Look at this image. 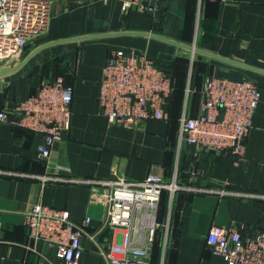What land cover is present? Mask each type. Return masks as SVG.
<instances>
[{
	"label": "crops",
	"instance_id": "crops-1",
	"mask_svg": "<svg viewBox=\"0 0 264 264\" xmlns=\"http://www.w3.org/2000/svg\"><path fill=\"white\" fill-rule=\"evenodd\" d=\"M157 11H124L120 0H58L48 31L30 42L22 56L0 65V264H65L54 247L30 238L25 216L35 204L66 209L71 221L91 223L82 239L78 264H110L112 248L122 245L120 229L105 223L107 199L92 195V185L124 176L140 181L156 174L183 187L167 210L160 202L158 228L133 214L132 247L149 248L151 264H227L213 255L207 237L213 225L238 227L244 236L264 230V0H146ZM197 47L194 53L188 47ZM134 48L174 71L178 90L170 119L148 120L136 129L110 125L98 101L100 80L110 53ZM195 65L193 93L184 87ZM207 77L252 79L261 93L246 141L245 158L178 143V117L185 108L201 113ZM203 78V83H202ZM63 79L74 87L70 130L48 160L39 158L40 135L14 126L19 103L43 84ZM197 91V94H194ZM185 92V90H184ZM58 176L69 182L43 183L33 176ZM203 189L214 193L200 192ZM219 191L226 192L222 195ZM170 219L165 239L163 225ZM131 257L130 252L119 254Z\"/></svg>",
	"mask_w": 264,
	"mask_h": 264
},
{
	"label": "built area",
	"instance_id": "built-area-1",
	"mask_svg": "<svg viewBox=\"0 0 264 264\" xmlns=\"http://www.w3.org/2000/svg\"><path fill=\"white\" fill-rule=\"evenodd\" d=\"M57 1L0 0V65L19 59L30 42L48 31ZM120 1L124 11H157L156 7L146 4V0ZM174 83L172 71L158 66L146 52L134 48L113 50L100 80L98 101L102 114L110 125L127 129H136L152 119L168 121ZM192 92L193 89L188 87L187 96ZM201 93V113L192 117L185 108L179 119V146L185 143L197 149L230 152L236 162L243 161L253 118L261 102L258 84L252 79L233 81L207 77ZM73 100L74 87L59 79L43 84L35 95L20 102L16 108L18 116L10 122L40 135L37 146L40 159L48 160L55 144L70 130ZM6 120L8 114L0 111V123ZM9 175L12 173L0 169V177ZM33 177L43 183L70 181L50 175ZM71 182L91 184L92 195L103 193L107 199L105 223L120 229L122 235V245L112 248L107 255L110 264H151L148 247H132L133 214L136 210L141 211L142 221L152 223L149 234L152 242L158 228L155 214L163 193H168L171 205L183 189L177 173L170 181L150 174L140 181L118 176L109 180L73 179ZM200 192L215 191L203 189ZM91 220L88 216L83 223L76 224L71 221L68 210L41 203L33 205L25 216L30 238L54 247L56 256L65 264L79 263L83 254L82 239ZM1 227L0 223V238ZM163 228L167 240L170 219ZM207 244L211 253L221 256L227 264H264V230L255 236H244L241 228L213 225ZM123 252H130L132 256L119 255Z\"/></svg>",
	"mask_w": 264,
	"mask_h": 264
},
{
	"label": "trees",
	"instance_id": "trees-1",
	"mask_svg": "<svg viewBox=\"0 0 264 264\" xmlns=\"http://www.w3.org/2000/svg\"><path fill=\"white\" fill-rule=\"evenodd\" d=\"M189 72H190V66L188 67V70H187V83H185L186 86L184 87L185 92L183 90V93H184V96L183 97H184V99H185V96L187 94L188 87H190L191 89H193V91H194V89L198 90L197 86H195V81H194L195 78H196V75H195V65H194V67L192 69V75H191V80L190 81L188 80V74H189ZM172 75H173V78H174V81H175V83H174V91H173V96H172V99H173L175 93L178 90V78H176L177 75L175 73V70L172 72ZM202 83H203V78H202ZM194 94H197V91ZM191 98H192V96L191 97L189 96L188 103L191 102ZM179 119H180V116L177 119L178 124H179ZM161 201H163L165 204L167 203V210H168L169 209V199H168V193L167 192H164L163 193V196H162V200Z\"/></svg>",
	"mask_w": 264,
	"mask_h": 264
},
{
	"label": "water",
	"instance_id": "water-1",
	"mask_svg": "<svg viewBox=\"0 0 264 264\" xmlns=\"http://www.w3.org/2000/svg\"><path fill=\"white\" fill-rule=\"evenodd\" d=\"M191 51H193L194 53H200L201 51L197 48V47H194V46H191V47H188Z\"/></svg>",
	"mask_w": 264,
	"mask_h": 264
}]
</instances>
